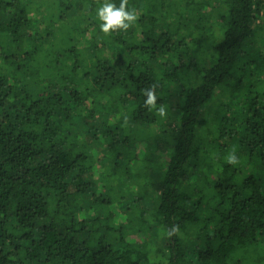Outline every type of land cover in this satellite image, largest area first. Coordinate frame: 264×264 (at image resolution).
<instances>
[{"label":"trees","instance_id":"trees-1","mask_svg":"<svg viewBox=\"0 0 264 264\" xmlns=\"http://www.w3.org/2000/svg\"><path fill=\"white\" fill-rule=\"evenodd\" d=\"M106 2L0 0V264H262L264 0Z\"/></svg>","mask_w":264,"mask_h":264},{"label":"clouds","instance_id":"clouds-1","mask_svg":"<svg viewBox=\"0 0 264 264\" xmlns=\"http://www.w3.org/2000/svg\"><path fill=\"white\" fill-rule=\"evenodd\" d=\"M97 16L102 21L100 27L104 32H109L116 28L127 29L129 23L136 19L135 13L131 9H126L125 0H121L119 6L117 7L111 0L109 2L103 3L97 9ZM147 104H153L155 101V96L151 90L146 92ZM161 114H163V108L160 109ZM235 160V156H230L229 161Z\"/></svg>","mask_w":264,"mask_h":264},{"label":"rangeland","instance_id":"rangeland-1","mask_svg":"<svg viewBox=\"0 0 264 264\" xmlns=\"http://www.w3.org/2000/svg\"><path fill=\"white\" fill-rule=\"evenodd\" d=\"M170 89L173 91V90H174L173 86H171ZM215 106H216V101H214V102L212 101V102L207 106L206 111L214 110V109H215ZM209 114H210V113L203 112V118H204V119H209ZM98 150H100L99 152H101V148H98L97 151H98ZM192 230H193L192 228H189V234H190V232H192ZM153 234H154V237H153V240H152V241L155 242V243H158V242L162 241L163 238L166 239V237H167V231H166V233H165L164 230L156 229V230L153 232ZM190 236H191V234H190ZM191 238H193V237H190V239H191ZM252 257L255 258V257H257V256H255V254L252 253ZM248 264H254V263L250 260V261L248 262ZM262 264H264V262H263Z\"/></svg>","mask_w":264,"mask_h":264}]
</instances>
